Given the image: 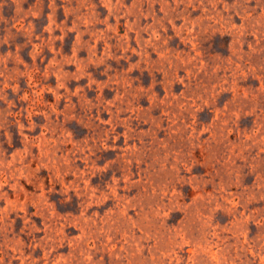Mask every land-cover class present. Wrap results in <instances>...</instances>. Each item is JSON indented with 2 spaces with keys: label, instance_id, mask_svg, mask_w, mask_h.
I'll list each match as a JSON object with an SVG mask.
<instances>
[{
  "label": "rangeland",
  "instance_id": "1",
  "mask_svg": "<svg viewBox=\"0 0 264 264\" xmlns=\"http://www.w3.org/2000/svg\"><path fill=\"white\" fill-rule=\"evenodd\" d=\"M0 264H264V0H0Z\"/></svg>",
  "mask_w": 264,
  "mask_h": 264
}]
</instances>
